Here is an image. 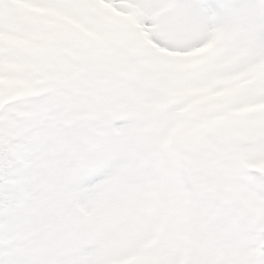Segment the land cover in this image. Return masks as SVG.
<instances>
[{
    "label": "snow or ice",
    "instance_id": "snow-or-ice-1",
    "mask_svg": "<svg viewBox=\"0 0 264 264\" xmlns=\"http://www.w3.org/2000/svg\"><path fill=\"white\" fill-rule=\"evenodd\" d=\"M0 264H264V0H0Z\"/></svg>",
    "mask_w": 264,
    "mask_h": 264
}]
</instances>
